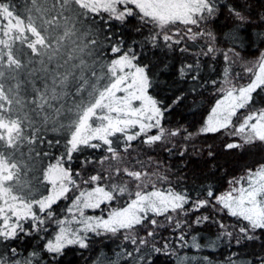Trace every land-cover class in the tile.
I'll list each match as a JSON object with an SVG mask.
<instances>
[{"label": "snow or ice", "instance_id": "1", "mask_svg": "<svg viewBox=\"0 0 264 264\" xmlns=\"http://www.w3.org/2000/svg\"><path fill=\"white\" fill-rule=\"evenodd\" d=\"M47 2L48 0H43L42 4L41 0H31L32 7L27 9L25 19L14 13L8 3L0 0V244L6 249L10 248L12 257L15 258L19 255L18 249L9 242L21 241L24 237L47 231L42 226L53 218L52 206L61 199H68L67 194L72 190L70 186L76 184L71 169L64 166V160L66 158L71 162L73 154L84 149L107 153L98 161L85 160V164L104 165L112 161L115 165H108L106 176L97 173L84 180L85 184L93 187L80 191L72 200L67 208L70 220L56 221L59 230L54 239L47 240L44 245V250L53 259L61 255L68 246L88 248L89 233L115 236L123 231L124 239L129 240L131 234L130 242L136 245L134 229L137 226L146 227L145 221L153 227L158 226L157 220L149 219V213L154 216L168 213L175 216L186 215L189 209L185 205L190 202L191 211L209 206L216 208L218 205L217 210H226L229 216L246 222L247 227L241 226L239 229L242 235L235 237L237 244L245 238L254 239L252 233L264 229V164L248 169L246 177L229 181L232 185L229 191L216 196L212 190H208L207 199L191 201L186 192H177L171 187L167 190L158 189L151 180V174L146 171L134 170L126 165L121 167L125 157L118 147L123 143V152L127 153L132 147L131 142L141 136L146 137L142 141L144 144L152 146L164 141L166 136L177 137L181 134L179 129L167 130L162 126L161 119L166 109H162L160 102L149 93L153 87L150 67L147 63H138L140 54L135 45L139 43L141 49L150 46L161 51H175L174 46L181 45L185 37L191 41L204 38L207 43L204 55L214 54L218 49L215 47V34L211 30L212 22L226 10L229 17L238 22L237 27L252 23L250 13L245 14L243 11L251 7L248 0H244L242 4L234 3L233 0H51V8L43 6ZM33 11L38 15H33ZM101 13L106 14L102 20L108 28H111L113 21L127 26L135 20L137 26L134 30L143 33L146 28L148 35L142 41L133 40L129 45L123 37L115 39L105 32L104 41H101L94 35L93 29L87 26L90 19L95 24L94 18ZM258 20L264 23V15H260ZM100 31H105L103 26ZM71 37H76V40H72L73 44H77V41L79 43L77 48L67 53V59L61 64L59 61L63 58L62 49ZM89 37L92 38L89 40ZM17 44L21 47H16ZM24 48L31 51V56L42 58L40 63L44 65L46 73L40 78V86L33 82L34 95L30 100L27 97L22 99L19 91L20 73L27 67L21 59L22 55H28L23 52ZM77 51L81 55H73ZM179 51L186 52L188 49L180 47ZM233 51L230 48L224 53L226 62L230 59L228 52ZM83 55L93 58L91 68L94 81L91 83L84 75V69L90 66ZM104 56H108L107 62L104 61ZM44 57L47 58L46 62ZM74 60H79V63H69ZM97 65L100 68L99 75ZM192 67V64L182 65L178 69L179 76L185 77ZM61 68L64 71L61 72ZM77 68L81 69L79 76L75 72ZM253 68L257 69L254 78L246 86L240 87L231 84L229 70L225 68L224 82L229 87L223 90V98L216 102L199 130L200 134H208L231 128L229 135L238 136L242 143H228V149L256 145L264 147V109L249 110L238 126L233 123V117L237 116L238 111L252 102V94L264 86V51L260 53L256 64L246 71L253 72ZM166 69L167 65L163 70ZM9 80L16 81L15 85L9 84ZM69 96L73 97L70 106L66 103ZM28 105L34 106L30 111L39 109L37 115L43 113V125L51 123L53 131L63 130L65 135L63 142H54L63 143L64 151L54 164H49L44 170L43 181L51 187L47 189L48 194L41 195L40 198H36L30 182L22 179V172L26 167L22 159V146L25 142L34 144L38 136L42 140L40 129L35 127V121L24 111ZM153 129L157 131L148 135ZM191 136L189 133L185 139ZM48 143L49 147L53 146V141ZM44 155L48 153L45 152ZM180 155L183 156L184 153L181 152ZM113 167L115 176H120L123 172V176L128 179L121 177L122 182L102 186L100 181L114 179ZM76 175L79 176L80 173L77 172ZM159 180L166 181L167 177L159 176ZM149 184L151 190H147ZM124 196L128 197L124 205L112 208L106 218L85 216V209H99L101 205L111 204ZM173 218V215H166L169 223ZM208 219V216L197 217L194 223L200 224ZM29 221L31 224L26 227ZM72 224L77 227L68 226ZM181 227V221L176 220L174 230ZM220 227L225 229L226 226L220 223ZM221 235L230 239L233 237V233L227 230ZM154 236L155 232L149 230L146 237L139 238V245H147L148 237ZM40 238L44 239L43 236ZM178 239L183 241L185 235L181 233ZM193 246L200 247L195 237ZM168 248V243H165L163 249L153 246V251H163L167 255ZM38 257V252L34 250L22 260L0 259V264H34ZM96 264L100 262L97 261ZM261 264H264V260H261Z\"/></svg>", "mask_w": 264, "mask_h": 264}, {"label": "trees", "instance_id": "2", "mask_svg": "<svg viewBox=\"0 0 264 264\" xmlns=\"http://www.w3.org/2000/svg\"><path fill=\"white\" fill-rule=\"evenodd\" d=\"M3 2L8 3L14 13L25 19L28 15L27 9L32 7L31 0H3ZM233 2L242 4L244 0H233ZM41 3L43 4V0H41ZM248 3L251 7L245 8L243 11L245 14L250 13L252 23L237 27L238 22L230 18L226 10L217 20L212 22L211 30L215 34V47L218 49L214 54L204 55L207 51V43L204 38L191 41L185 37L181 45L174 46L175 51L168 49L161 51L152 49L150 46L141 49L139 43L135 45L137 53L140 54L138 63H147L150 67L153 87L149 90V93L160 102L159 106L162 109H166L161 119L162 126L167 130L179 129L181 134L177 137L166 136L164 141L152 146L144 144L142 141L146 137L141 136L131 142L132 147L129 148L127 153L123 152L124 145L120 143L118 147L121 150V155L125 157L121 167L126 165L134 170L146 171L151 174V180L156 183L158 189L167 190L171 187L177 192H186L191 201H195L198 198L207 199L208 190H212L218 196L226 189L230 180L238 178L248 169H255L258 165L264 164V147L256 145L252 147L245 146L243 149H228L226 145L235 143V141L231 142L221 131L208 134L197 133L198 129H201L205 124L207 115L218 93L220 94L224 89L221 86L222 80H225V68L229 70V78L235 74L234 72L241 73L239 76L242 77V73L246 72L250 63L264 48V35H261L264 34V23L258 20L260 15H264V0H248ZM43 6L51 8V0H48L47 4ZM32 14L38 15L35 11ZM89 16L91 17V14ZM105 16V13H101L94 18L96 20L95 24H92L91 19L87 24L101 41H104L105 32L115 39L123 37L129 45L132 44L133 40L139 42L148 35V29L146 28L143 33L134 30L137 26L135 20L127 26H122L113 21L111 28H108L107 25L103 24L102 17ZM61 24L63 25V20H61ZM68 26L71 27V24ZM101 26L105 31H100ZM77 27H80V25H77ZM62 31L63 28L60 29L61 33ZM72 40H76V37H71L65 42L66 47L62 49L63 58L59 61L61 64L67 59V53L77 48L79 41H77V44H73ZM16 47L21 46L17 44ZM180 47H186L188 51L181 52L179 51ZM106 48L107 43L105 42V50ZM230 48L234 51L228 52L230 59L226 62L224 53ZM23 52L28 54L27 56H21L27 67L20 73L21 87L19 91L22 99L27 97L30 100L34 95L33 82L40 86L42 84L40 78L44 77L46 73L44 65L40 63L41 57L31 56V51L27 48H24ZM73 55L79 56L81 54L77 51ZM235 56H237V61ZM29 57H31V62H29ZM43 59L45 62L47 61L46 57ZM83 59L90 66L84 69V75L91 83L94 81L91 68L93 58L83 55ZM103 59L107 62L108 56H104ZM69 63H79V60L70 61ZM184 64H192L193 67L185 77L181 78L178 69ZM165 65H167V69L163 70ZM60 71L62 72L64 69L61 68ZM80 71V68L75 69L77 76H79ZM96 71L99 75L100 68L98 65ZM193 77L196 78L193 79ZM8 83L15 85L16 81L9 80ZM84 96L87 97V92L84 93ZM252 96L253 100L248 107L251 109L264 108L263 90L258 88ZM72 99V96L66 98L67 105L72 104ZM76 99L78 100L79 97H76ZM64 102L62 101V103ZM33 107V105H28L24 111L28 112L35 121V127L40 129L42 140L38 136L34 144L30 145L25 142L22 146L21 151L24 154L22 159L26 163V167L22 172V179L30 182L36 198H40L41 195H47V189L51 187L43 181L44 170L47 169L49 164H54L64 151L63 143L55 144L54 142L56 140L63 142L65 135L63 130L53 131L51 123L46 126L43 125V113L37 115L39 109L34 112L30 111ZM132 131H138V129H132ZM156 131V129H153L148 135H152ZM189 133L192 136L185 139ZM49 141H53L52 147H49ZM45 152L48 155H44ZM181 152L184 153L183 156L180 155ZM210 152L212 155H209ZM103 155H107V153L96 149H84L82 152L74 153L71 162L65 158L64 166L71 169L72 177L76 181L75 185L70 186L72 190L67 194L68 199H61L52 206L53 218L42 226L47 231L24 237L21 241L9 242L18 249V257L13 258L10 248L6 249L0 244V259L19 258L22 260L27 257L28 253L35 250L38 252L39 257L34 260V264H96L97 261L100 264H178L177 261L179 260H182L181 264H192L191 257L193 255L190 251H186L189 253L183 252L184 254L176 257L177 259L170 258L163 251L161 253L153 251V246L163 249L164 244L168 243L171 231L169 227L162 226V220L166 219V215H170L169 213L163 216H154L149 213V219L157 220L158 226L153 227L148 221L144 222L147 225L146 227L137 226L134 229L137 237L136 245L130 242L131 234H129L130 241H123L125 235L123 237L118 235L114 238H107L90 234L88 235V248L81 249L75 245L68 246L56 259H53L52 255L44 250L47 240L54 239L56 232L59 230L56 221L71 219L67 208L71 205L75 196L79 195L80 191L90 186V184H85L84 180L97 173L106 176L108 175V171H106L108 165H115V162L112 161H108L104 165L84 163L85 160L89 159L98 161ZM77 172L80 173L79 176L76 175ZM112 174L114 176L113 180L105 179L100 181V184L103 186L114 182H122L121 177L125 180L128 179L123 176V172L120 176H115L114 167ZM159 176H166L167 180L160 181ZM147 190H151V184L148 185ZM126 199L128 197L124 196L117 200V203L114 201L112 206L119 207V204L122 205V200ZM185 207L189 209V212L182 218L174 214L173 221L174 224L176 220L184 221L185 226L176 233H183L187 242L190 243L195 237L196 243L200 245L197 248L202 256V259H198V261L200 260L199 264H233V262L235 264H261V260H264V229L256 230L255 238L251 241L242 240L243 242L241 241L236 245L234 244L235 232L241 226L247 227L244 221L229 216L226 210L218 213V206H216V210L211 209V206H209L201 208L198 212L191 211V202ZM211 210H215V213H211ZM203 216H208L209 219L200 224L194 223L197 217ZM220 223L226 226L224 230L220 227ZM30 224L31 221L26 227ZM149 230L154 231L155 236L148 237L149 243L140 246L139 238L146 237ZM225 230L233 231V237L229 242H227V236L221 235ZM41 236L44 239H41ZM137 248H139V251H137ZM231 255L234 256L229 260L230 263H225V258ZM205 257H207V260H205Z\"/></svg>", "mask_w": 264, "mask_h": 264}, {"label": "rangeland", "instance_id": "3", "mask_svg": "<svg viewBox=\"0 0 264 264\" xmlns=\"http://www.w3.org/2000/svg\"><path fill=\"white\" fill-rule=\"evenodd\" d=\"M262 51H264V48L257 54V56L254 58V60L250 63V65L248 66V68H252L253 67V65L254 64H256V62H257V60H258V57H259V55H260V53L262 52ZM236 58V61H237V56H235ZM257 69L256 68H253V72H243L242 73V77H240L239 75L241 74H239L238 72H234L235 74H233L230 78H229V80L231 81V84L232 85H235L236 87H240V86H246L250 81H251V79H253L254 78V72L256 71ZM244 71V70H243ZM237 77V78H236ZM225 81V80H224ZM223 80H222V86H221V88L223 87L224 89L223 90H225V89H227V87H229V85L228 84H226L225 82H224ZM261 89L263 90V92H264V86H262L261 87ZM223 95H224V91H222V92H220V94L218 93V95H217V97L215 98V101H214V103H213V105L211 106V108H210V111H209V113H208V115L210 114V112H211V109L215 106V104H216V102L218 101V100H220V99H222L223 98ZM262 109H264V108H262ZM249 110H259V109H254V108H249L248 106L246 107V108H244V109H240L239 111H238V113H237V116L236 117H233V123L234 124H236L237 126L239 125V123H241L242 122V119H243V116H245V115H247L248 114V112H249ZM208 115H207V117H208ZM207 119V118H206ZM206 122V121H205ZM200 129H198V132L197 133H199L200 131H199ZM231 131V128H229V129H222L221 130V132L224 134V136H227L230 140H231V142H234L235 141V143H242V141L240 140V138L238 137V136H232V135H229V132ZM197 135V134H196ZM246 175H247V172H244L242 175H240L238 178H234V179H232V180H237V179H240L241 177H246ZM232 180H230V181H232ZM91 187H93V185H90V186H88V187H86L85 189H84V191H86V190H90L91 189ZM231 187H232V185L228 182V185H227V187H226V189L221 193V194H223V193H225V192H227V191H229L230 189H231ZM237 187H239V185H237ZM221 194H219V195H221ZM115 201V203H117L116 201L117 200H114ZM114 201H112L111 202V204H103V205H101V208H99V209H85L84 210V212H85V216H93V217H95V216H102V217H104V218H106L107 217V214H108V212L112 209V208H115L116 206H112L113 205V203H114ZM127 201V199L126 200H122V205H120L119 204V207L121 206H123L124 205V203ZM118 206V205H117ZM218 206V205H217ZM211 209H215L216 210V208H213V207H211ZM217 209H219V206H218V208ZM215 210H211L210 212L212 213H215ZM200 211V210H199ZM218 211V213H220V211H224V210H217ZM195 212H198V211H195ZM227 212V211H226ZM170 215H174V214H172V213H169ZM163 216V215H162ZM184 215H180V217L182 218ZM182 223V227H184L185 226V222L184 221H182L181 222ZM244 224H246V222H244ZM68 226H70V227H77L75 224H72V225H68ZM162 226H165V227H169L170 228V231H171V234H170V236H169V238H168V245H169V248H168V256H170V258H174V259H177L176 257H178L179 255H183L184 253L183 252H186V251H190V252H192L191 253V255H193L192 257H191V262H192V264L193 263H196V264H199L200 263V260L198 261V259L199 258H201L202 259V256H201V253L197 250V248L196 247H194L193 246V241L190 243V242H187V240H186V238L183 240V241H181V240H179L178 239V237L181 235V233H176V232H179V230L180 229H176V230H174L175 229V224H174V221H172L171 223H169L168 222V220L167 219H163L162 220ZM182 227H181V229H182ZM226 228V227H225ZM239 229L240 228H238V229H236L237 231L235 232L236 234H235V237L236 236H240V235H242L241 233H240V231H239ZM224 230V229H223ZM233 232V231H232ZM176 233V234H175ZM90 234H92V233H89L88 235H90ZM118 235H122V237H123V235H125V233L123 232V231H121V232H119V233H117L115 236L117 237ZM252 235H255V233H252ZM115 236H112L111 234H107V235H102L101 237H107V238H114ZM121 237V238H122ZM191 239V238H190ZM228 240H227V242H229L231 239L228 237L227 238ZM243 241H251V240H248V239H242ZM241 240V241H242ZM123 241H126L125 239L123 240ZM127 241H130V240H127ZM234 244H236L237 245V243H236V239L234 238ZM242 241V242H243ZM210 250H212V249H210ZM214 250V249H213ZM164 253V252H163ZM186 253H189V252H186ZM177 255V256H176ZM234 255H231V256H229V257H224L225 258V263H230V259H232V257H233ZM177 261V260H176ZM177 263L178 264H181L182 263V260H179V261H177ZM184 263V262H183Z\"/></svg>", "mask_w": 264, "mask_h": 264}]
</instances>
